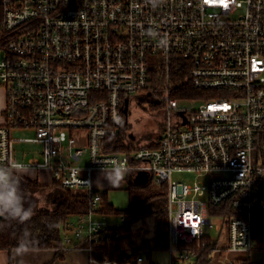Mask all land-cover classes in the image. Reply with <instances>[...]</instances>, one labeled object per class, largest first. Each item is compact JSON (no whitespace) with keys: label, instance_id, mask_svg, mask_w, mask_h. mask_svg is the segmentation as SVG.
<instances>
[{"label":"built area","instance_id":"2783aa9c","mask_svg":"<svg viewBox=\"0 0 264 264\" xmlns=\"http://www.w3.org/2000/svg\"><path fill=\"white\" fill-rule=\"evenodd\" d=\"M156 59L165 70L153 84ZM177 60L194 96L172 92L170 63ZM0 85V167L50 170L63 188L89 198L88 210L66 228L93 264H115L94 258L93 246L121 236L95 217L101 193L93 169L147 171L166 184L170 264L193 262L203 248L234 264L257 248L264 0H0ZM158 86L165 127L154 145L106 150L104 138L127 132L134 99ZM15 128L33 130L18 140L40 144L39 155L16 160ZM176 172L205 180H173ZM213 219L219 230L209 235ZM151 253L142 247L137 261L147 264Z\"/></svg>","mask_w":264,"mask_h":264},{"label":"trees","instance_id":"16d2710c","mask_svg":"<svg viewBox=\"0 0 264 264\" xmlns=\"http://www.w3.org/2000/svg\"><path fill=\"white\" fill-rule=\"evenodd\" d=\"M171 79L174 87L173 94L176 96H194L196 91L191 87L187 77V68L181 61L170 63ZM165 70V64L161 60H153L150 65L151 81L155 84ZM105 147L108 151H126L135 148L126 140L122 132L115 137L104 138ZM154 145V144H153ZM259 158L264 159V132L258 136L256 144ZM22 187L26 195L36 208V214L31 221L26 224H18L15 221H9L0 217V250H12L16 248L18 240L25 232L30 233L38 242L36 249H55V258H62L65 250L63 240V230H67L69 217L84 213L88 210L89 198L82 192L74 193L73 191L63 188L59 179L53 177L48 184L40 183L37 177L24 176L21 178ZM135 184V183H134ZM161 194L166 195V187L164 184ZM141 186L130 184L129 205L124 212L118 210L113 204L107 201L106 193H101V202L99 211L103 213H124L128 216V222L119 226H115L121 236L110 242H100L94 244L92 256L98 260L110 259L115 264H140L137 261V254L142 248L137 245L133 239L134 222L147 214H152L155 219L156 235L153 241L143 240L145 247L153 249H167L168 233H167V210L164 202L159 207L150 204L151 197H140L136 189ZM264 187V185H263ZM47 192L48 205L39 206L37 200L32 195L37 192ZM136 191V192H135ZM215 207H210V211L214 213ZM67 223V224H66ZM68 231V230H67ZM253 235L257 243L258 249H264V211L255 214ZM197 258L192 264H210L213 259V253L209 248H203L198 252ZM93 264V263H91ZM147 264H155L148 257ZM234 264H253L247 255L237 257Z\"/></svg>","mask_w":264,"mask_h":264},{"label":"rangeland","instance_id":"374dc122","mask_svg":"<svg viewBox=\"0 0 264 264\" xmlns=\"http://www.w3.org/2000/svg\"><path fill=\"white\" fill-rule=\"evenodd\" d=\"M162 91V86H158L157 88L152 87V92L150 93H142L139 98H135L132 103L131 117L129 120L127 132H122L124 137L128 133L133 134L135 136L133 142L128 143L133 146H142V145H153L154 140L157 137L158 133L161 132L165 123L163 121V103L158 102V98L160 97ZM175 95V94H174ZM182 103L190 104L191 101L188 99H183ZM2 107V108H1ZM5 107V96L4 89L0 85V109H4ZM1 112H0V120H1ZM12 137H14V148H15V158L18 161H26L28 158L32 156H37L40 152V145L38 143L32 142H23L18 139L22 137H31L34 135L33 130L29 128H15L11 132ZM127 140V139H126ZM86 156H83V163H85ZM112 171V170H111ZM44 178H42L43 180ZM173 180H183L185 182H191L193 180L203 178L197 177L193 173L188 172H176L172 175ZM91 183L95 190L98 192L106 193L107 201L113 204L118 210L124 212L129 205V190L127 189L130 184H134L133 176L130 174L128 178L124 179L122 183L118 186H113L106 179V171L93 170L91 172ZM166 187L167 194V186L165 183H161L157 180L156 177L151 175L150 181L145 185L136 189L137 193L140 197H151L150 204L154 207H159L163 202L166 205L167 199L166 195L163 196V185ZM135 191V192H136ZM47 192H37L32 195L38 202L39 206L48 205L47 201ZM211 215V214H210ZM95 217L104 220L108 226H119L128 222V216L124 213H97ZM124 217V219H122ZM211 217H213L211 215ZM73 220V217H69L68 224ZM213 223L215 224V229L208 230L209 235H214L218 230L219 226L216 224L215 219H213ZM67 224V223H66ZM67 224V225H68ZM133 239L137 245L141 247H145L143 245V240H151L153 241L154 236L156 235V227H155V219L152 214H147L142 218L137 219L133 224ZM69 233L72 236L71 232L64 231L63 234ZM258 251V250H256ZM230 257H235L236 254L229 255ZM151 260L155 264H170L169 252L167 249H153L151 253ZM176 262V261H175ZM174 262V263H175ZM264 262V261H263ZM192 261H184L181 264H192ZM142 264V263H140ZM210 264H228L227 259L224 255L219 253L213 254V259Z\"/></svg>","mask_w":264,"mask_h":264},{"label":"clouds","instance_id":"9594fccd","mask_svg":"<svg viewBox=\"0 0 264 264\" xmlns=\"http://www.w3.org/2000/svg\"><path fill=\"white\" fill-rule=\"evenodd\" d=\"M29 166L17 163L15 168L0 167V217L18 224H26L36 214V208L22 187L21 178L29 173ZM128 174L127 169L117 168L106 171V179L118 186ZM15 254L0 252V264H27L28 254L34 253L38 242L30 233H23L17 242Z\"/></svg>","mask_w":264,"mask_h":264},{"label":"crops","instance_id":"0c3cea01","mask_svg":"<svg viewBox=\"0 0 264 264\" xmlns=\"http://www.w3.org/2000/svg\"><path fill=\"white\" fill-rule=\"evenodd\" d=\"M4 96H5V92H4ZM0 112L2 115L3 110L0 109ZM40 149H41V145H40ZM93 170H96V171L98 170L99 172V171H111L114 169H93ZM128 175L129 174H127L124 179L128 178ZM27 176L37 177L40 183H45V184L50 183L53 179V175L51 171L47 169H43L39 171L34 170V169H29V173L27 174ZM42 178L44 179L42 180ZM99 213H101V211H99ZM73 221H74V217L71 222L73 223ZM112 227L114 228L115 226H112ZM65 238H69L70 240L68 242L64 241L63 248L65 250V253L62 258H55V252H56L55 249H34V253L28 254L27 256V264H91L92 263L90 261V253L84 248L76 247L77 241L74 239L73 235L70 236L69 233L64 234L63 240ZM16 251H17V247L13 248L12 250H6V249L0 250V252H8L10 254H15ZM247 256L250 258L253 264H264L263 262L264 261V249L256 248L252 250L250 253H248ZM147 263H148V259H147ZM10 264H14V261H11Z\"/></svg>","mask_w":264,"mask_h":264},{"label":"water","instance_id":"95a60500","mask_svg":"<svg viewBox=\"0 0 264 264\" xmlns=\"http://www.w3.org/2000/svg\"><path fill=\"white\" fill-rule=\"evenodd\" d=\"M133 138V136H131ZM151 175L147 171L138 172L134 178L133 182L138 185H145L150 181Z\"/></svg>","mask_w":264,"mask_h":264}]
</instances>
